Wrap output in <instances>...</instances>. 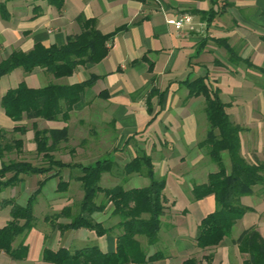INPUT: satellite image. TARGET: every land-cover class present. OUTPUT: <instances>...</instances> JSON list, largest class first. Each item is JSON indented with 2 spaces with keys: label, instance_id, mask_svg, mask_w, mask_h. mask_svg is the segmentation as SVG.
<instances>
[{
  "label": "crops",
  "instance_id": "1",
  "mask_svg": "<svg viewBox=\"0 0 264 264\" xmlns=\"http://www.w3.org/2000/svg\"><path fill=\"white\" fill-rule=\"evenodd\" d=\"M0 5L5 10V15H0V62L14 51H30L37 43L44 47L63 46L68 37L80 33L78 16L94 19L101 34L116 31L106 44L108 53L103 60L78 66L69 77L56 79L41 68L28 74L15 69L2 76L0 100L7 90L21 82L29 88H40L48 84L72 85L90 76L97 78L74 106L68 122H50L57 125L49 128H69L71 122L78 125L88 122L106 133V137H101L105 140L103 147L109 146L110 150L104 154L114 156L110 159L114 163L112 169L119 168V172L111 169L102 173L99 185L103 188L118 186V182L124 189L146 187L149 179L139 173L126 175L124 165L137 155L132 151L144 152L151 158L155 177L165 180L167 209L161 217L155 245L148 247L144 237H137L147 255L155 252L163 255L162 259L147 264H182L188 258L204 264L207 255L211 256L209 264H243L245 256L239 252L235 240L250 227H255L264 238V189L257 192L255 187L252 195L241 197V204L252 210L236 221L231 233L218 246L205 250L195 246L197 226L214 210L215 204L212 195L200 200L192 197V187L205 183L213 172H207L212 161L207 148L200 146L208 129L205 100L202 96H188L185 83L204 77L210 87L219 90L230 120L244 129L240 134L242 157L250 163H264L259 158L264 151H242V135L252 132L247 121L254 110L264 108V0H64L61 9L43 0H0ZM211 11L214 16L208 20ZM181 14L191 15L192 31L186 28L177 31L168 24V20ZM215 40H225L238 58L254 68L242 62H230L226 50ZM13 127L14 123L0 107V131ZM257 130L256 124L253 132ZM91 133L98 136L96 130ZM96 141L90 143L93 148L101 144ZM124 151L132 156L120 163L118 159ZM97 160L100 159L89 164ZM224 165L228 171L226 156ZM61 171L67 190L42 197L46 184L58 181L50 179L33 204L34 227L14 243V247L20 242L27 247L26 257L14 260L0 252V264H44L45 248L73 252L96 247L101 253L115 251L121 231L116 227L119 218L112 214L110 203L103 211L91 214L95 222L109 229L101 236L85 228L60 232L45 219L63 208H70L71 216L78 213L82 190L76 178L81 172L76 167ZM65 172L67 179L63 176ZM42 178L24 176L21 183L11 188L9 198H0V202L19 199L20 203L15 202L25 205ZM73 186L78 197L65 196ZM249 197L253 198L252 202L246 200ZM102 199L98 195L96 202ZM39 207L42 211L37 218ZM9 219V207L0 209V228ZM69 222L66 215L56 221L57 224Z\"/></svg>",
  "mask_w": 264,
  "mask_h": 264
},
{
  "label": "trees",
  "instance_id": "2",
  "mask_svg": "<svg viewBox=\"0 0 264 264\" xmlns=\"http://www.w3.org/2000/svg\"><path fill=\"white\" fill-rule=\"evenodd\" d=\"M48 5L61 9L64 0H43ZM4 6L0 5V15H5ZM214 16L208 13V20ZM80 33L68 37L63 46L44 47L37 43L28 52L14 51L0 62V78L15 69L23 73H31L35 68L44 69L54 78L69 77L78 66L96 64L103 60L108 49L106 44L115 35L101 34L94 19L77 17ZM223 47L230 62H242L248 68H254L248 61L237 57L236 52L228 46L225 40H215ZM259 70V69H258ZM262 72L261 70H259ZM96 77L72 85L48 84L40 88H29L23 82L15 88L7 90L0 100L4 115L9 118L14 127L12 133L25 134L24 126L19 125L24 117L41 119L47 122L67 123L74 106L80 101L87 88H90ZM188 96H202L205 100L204 112L208 121L206 137L200 146L207 148L208 155L217 167L210 173L207 181L192 187L193 200H200L208 195L214 198V210L203 217L195 236V246L198 249H211L219 245L228 236L237 220L252 209L241 204L240 199L254 193L255 187L264 189V163H253L241 155L240 134L242 127L233 123L227 112L226 104L219 97V90L210 87L204 77L185 83ZM105 94V93H100ZM106 95V94H105ZM151 112V108L148 107ZM36 153L41 155L45 163L33 165L27 161H9L0 163V193L6 188H12L23 181L24 176H45L37 182V188L30 194L25 205H19L13 199L0 202V209L9 207L10 219L0 228V252L14 260L26 257L27 247L20 242L14 243L30 231L35 224L33 204L38 194L50 179H58L56 192L64 193L67 182L60 177L61 170L76 167L80 175L76 178L81 184L82 198L78 203V213L71 216L70 208H63L58 214L45 217L50 224L60 232L85 228L93 230L97 235H104L109 229L95 222L91 214L103 211L110 203L112 214L118 216L116 227L120 229L116 248L111 253H101L96 247H86L76 251L59 248L56 251L44 249L42 262L44 264H147L163 258L160 252L147 255L137 237H144L147 246H153L158 241L161 229V217L167 209L164 196L165 180L156 178L151 158L144 152H139L124 165V173L130 175L139 173L149 179V184L142 188L124 189L122 186L103 188L99 185L102 173L110 172L114 163L110 159L97 160L93 164L81 165L64 163L55 159L52 152L57 151L61 143L68 140V128L40 129L37 124H31ZM4 131H0V160L6 153L16 149L19 152L23 145L21 139L8 140ZM224 156L229 160V170L224 165ZM98 195L103 199L96 202ZM69 216L70 222L57 224L59 217ZM239 252L245 256L243 264H264V238L255 227L244 230L235 240ZM204 264H209L211 256L203 258ZM182 264H203L195 258H188Z\"/></svg>",
  "mask_w": 264,
  "mask_h": 264
},
{
  "label": "rangeland",
  "instance_id": "3",
  "mask_svg": "<svg viewBox=\"0 0 264 264\" xmlns=\"http://www.w3.org/2000/svg\"><path fill=\"white\" fill-rule=\"evenodd\" d=\"M257 76V75H256ZM260 78V77H259ZM260 81V80H258ZM3 83L0 84V90H2ZM263 109V110H261ZM252 118H250L247 122V124L251 129L252 132L248 134L242 135V151H264V108H257L252 113ZM242 120V119H241ZM259 120V122H257ZM35 122L37 124V127L40 129H45L49 127H54L57 124H50V122L41 120V119H29L27 117H24L22 122L19 123V125H22L25 127L26 132L25 134H18V133H12V129L8 130H2L5 133L6 139L9 141L12 139H21L23 142L22 147L20 148L19 152L18 150L14 149L10 153H6L4 157L0 160L3 163H7L9 161H27L33 165H43L45 163L44 159L41 155L36 153L35 150V144L33 141V131L31 129V124ZM256 124L258 125V129L256 132ZM3 129L6 127L5 125H2ZM93 130L97 131V137L94 135V133H91ZM95 132V131H94ZM105 132H102L101 128L94 124V123H82L78 125L76 122H71L69 128H68V140L65 143H61L59 146V149L57 151L52 152V155L55 159H58L64 163H71V164H89L94 161V159H112L114 156L109 153V155L104 154V152H109L110 150L108 147H103L105 144V140L101 137H106ZM100 138V140L96 141V138ZM84 140L86 142H84ZM96 141L97 144L96 147L93 148V146L90 145V143H93V141ZM106 150V151H105ZM133 153L139 154L140 151H132ZM67 154H70V156H67ZM131 153L127 154V151H124V153L120 156L118 161L120 163L127 161L130 159L132 155ZM259 158L264 161V155H260ZM113 172L118 173L119 168L115 170V168L112 169ZM217 170V167L215 164L211 162L209 165V168L207 169V172H215ZM64 178L67 179V172L63 173ZM45 177V176H42ZM115 181V178H112V181ZM117 182V181H116ZM57 181H49L44 190H43V196L42 197H52L54 195H59L60 193L55 192V186ZM118 185H122L121 183H117ZM123 186V185H122ZM20 189V188H18ZM257 192L259 191L260 187H257ZM11 188H6L0 193V198H9L8 195L12 194ZM15 191V190H14ZM18 191V190H17ZM63 194V193H62ZM75 196L78 197L77 189L75 186L71 187L69 190V193H67L65 196ZM251 197H249L248 201L252 202ZM17 202L20 203L19 199H15ZM244 200V202L246 201ZM247 202V201H246ZM42 211V208H38L36 211V217L39 218L38 213Z\"/></svg>",
  "mask_w": 264,
  "mask_h": 264
},
{
  "label": "built area",
  "instance_id": "4",
  "mask_svg": "<svg viewBox=\"0 0 264 264\" xmlns=\"http://www.w3.org/2000/svg\"><path fill=\"white\" fill-rule=\"evenodd\" d=\"M167 22L168 24L173 25L177 31H181L183 28L190 31L194 29L192 26V17L189 14L177 15L174 19H170Z\"/></svg>",
  "mask_w": 264,
  "mask_h": 264
}]
</instances>
